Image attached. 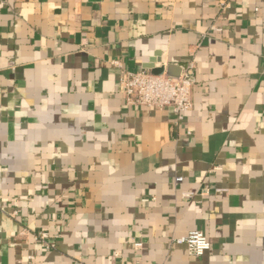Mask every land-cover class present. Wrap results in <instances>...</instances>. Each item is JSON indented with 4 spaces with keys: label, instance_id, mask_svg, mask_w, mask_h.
Masks as SVG:
<instances>
[{
    "label": "crops",
    "instance_id": "obj_1",
    "mask_svg": "<svg viewBox=\"0 0 264 264\" xmlns=\"http://www.w3.org/2000/svg\"><path fill=\"white\" fill-rule=\"evenodd\" d=\"M192 59L179 124L126 104ZM0 264H264V0H0Z\"/></svg>",
    "mask_w": 264,
    "mask_h": 264
},
{
    "label": "built area",
    "instance_id": "obj_2",
    "mask_svg": "<svg viewBox=\"0 0 264 264\" xmlns=\"http://www.w3.org/2000/svg\"><path fill=\"white\" fill-rule=\"evenodd\" d=\"M196 63L192 59L185 66L179 76H172L167 72L156 74L151 70L131 71L123 70L121 75V92L125 102L133 106H149L159 109L171 108L175 113L179 124L187 111L193 108V92L197 85ZM182 176L175 178V182H181ZM193 193H185L186 197H192ZM17 215V212H14ZM38 238L45 240L46 232H40ZM45 242V241H44ZM178 243L187 245L189 253L195 256H203L211 249V242L202 230H192L186 236L176 239ZM136 249L142 247V242L134 244Z\"/></svg>",
    "mask_w": 264,
    "mask_h": 264
},
{
    "label": "water",
    "instance_id": "obj_3",
    "mask_svg": "<svg viewBox=\"0 0 264 264\" xmlns=\"http://www.w3.org/2000/svg\"><path fill=\"white\" fill-rule=\"evenodd\" d=\"M153 72L156 73V74H160V73H163L164 71L163 70H155Z\"/></svg>",
    "mask_w": 264,
    "mask_h": 264
}]
</instances>
